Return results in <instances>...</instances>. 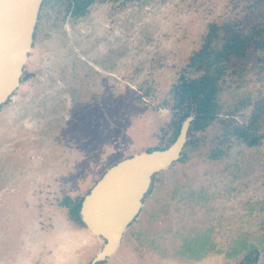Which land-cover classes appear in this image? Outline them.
<instances>
[{"label":"rangeland","instance_id":"374dc122","mask_svg":"<svg viewBox=\"0 0 264 264\" xmlns=\"http://www.w3.org/2000/svg\"><path fill=\"white\" fill-rule=\"evenodd\" d=\"M212 3L209 11L206 0H134L118 12L117 30H126L122 42L131 47L132 60H118L115 103L84 104L75 114L68 112L63 135L74 148L68 157L62 155L60 135L39 133L40 119L48 118L54 99L35 106L44 114L28 122L25 161L21 157L16 171L3 167L4 154L13 150L2 144L0 133V264H88L102 249L103 243L70 220L60 202L68 194L84 197L111 164L171 143V89L206 22L224 7V0ZM94 19L99 25L103 17ZM244 69L227 77L220 96L224 110L240 122L264 100V54ZM127 84L144 97L141 102L126 91ZM222 133L218 123L198 133L185 159L157 176L118 253L104 264H240L237 251L255 247L258 263L264 264V141L248 147ZM206 228L213 243L224 248L226 240L228 247L237 240L235 255L207 253L200 261L181 257L183 240ZM200 236L190 243L196 254L207 244V234ZM248 251L244 258L248 254L251 261L256 253Z\"/></svg>","mask_w":264,"mask_h":264},{"label":"flooded vegetation","instance_id":"af4514ba","mask_svg":"<svg viewBox=\"0 0 264 264\" xmlns=\"http://www.w3.org/2000/svg\"><path fill=\"white\" fill-rule=\"evenodd\" d=\"M133 1L134 0H42L33 32L31 51L28 61L24 66V73L20 80V86L0 107L1 141L2 144L6 146L11 145L13 150V153L4 154L2 162L5 169L12 168L13 171H16L17 168H19L21 157H24L25 161V150L23 149L27 140L24 136V133H26L25 129L29 128L28 122L33 116H41L44 114L43 112L37 113L35 111V106H43L47 101H51L52 99L55 100V103L46 110L48 118L44 120L40 119L44 124L41 126L39 133L42 136L60 135L61 146L65 147L64 149L67 150L66 152L63 149L62 155L63 157H68L70 155L69 151L74 149L70 147L63 135V129L67 123L65 120L69 117L68 112L75 114L84 104L93 107H101L103 104H112L116 102L115 83L118 60H132L131 47L122 42V38L123 36L124 38L127 36V32L123 29L118 32L117 27L119 26L120 28V24L122 23L120 13L123 11L125 12ZM203 1L204 0H202V3ZM206 1L207 9L210 11L213 7L212 0ZM99 4L109 5V9H94V6ZM208 14L209 12H207V15ZM96 16L103 17V19H99V25L94 23L96 21L94 17ZM119 17L120 20L118 19ZM125 20H127V18H125ZM122 32L124 35H122ZM210 33H212V35L216 34L214 37L215 40H221L222 45L233 36H238V41L235 42V45H231V41L229 42V47H232V50L226 52L224 57V59H226V67L222 71L223 75L221 79L218 81L219 94L217 102L220 110L216 118L212 121L213 123L205 130L196 132L194 136L196 137L198 133L206 131L215 123L220 125L223 132L224 128L222 129L220 124L222 120H226V122H231L232 124H243L249 119L248 116L244 121H237L235 114H230L224 110L220 96L227 77H230V79L234 78V76L240 74V71L245 70L244 66L249 60L260 59L264 54V0H224V7L222 10L206 22L195 47L187 56V65L183 72L179 74L177 82L171 89V99L173 103L169 108L172 111V128L174 129L171 143L165 147H154L140 151L139 153L125 158L127 159L143 152L169 148L178 138L183 123L188 118H193L188 131L187 143L180 159L167 169L153 176L150 189L143 200L140 211L130 221L125 232L122 234L118 251L123 244L126 232L139 218L145 207L146 199L152 194L157 176L184 160L186 152L191 146L188 147V143L192 139V136H190V129L196 118L194 113L189 114L182 120L178 134L176 135L175 133L177 122L180 121L179 119L185 114V111H180V109L176 107L177 91L183 79L188 81L197 79L201 76V71L195 69L192 65V60L198 59L204 49L203 45L205 43V38ZM128 85L129 84L126 85V91L127 89L130 90V92H132V98L141 102L144 97L140 93H136V91ZM248 105L249 104L245 106L248 107ZM260 122H262V132L264 133V123L262 120ZM223 136L225 135L223 134ZM228 138L234 139L238 144L248 147L259 146L264 141V138H262L261 143L250 146L236 140L234 137ZM195 139L196 142H198V138ZM216 149L220 151L221 148L218 145ZM71 152L73 151L71 150ZM54 156L51 155L49 157L50 162L54 161ZM217 156L219 155L216 154V157ZM123 160L111 164L103 172L96 184L103 178L109 169ZM88 194L84 197L68 194L61 200L60 206L66 210L70 220L89 231L88 226L82 220L80 214L83 201ZM69 198L82 200L79 220L77 221L69 215V209L66 206ZM206 229L205 231H196L194 234H191V237L183 240L178 248V253L181 257L200 261L203 255L207 253L210 255L213 253H224L226 257H233L235 255L231 253L233 245L237 240L229 247L227 246L228 240H226V248H224L222 242H218L217 244L213 243L215 240L212 239V232H210L209 228ZM204 233L207 234L205 250L196 254L195 249L190 246V243L192 242V238L197 235L202 236ZM118 251L114 255H116ZM244 251L246 252L248 250L244 249L242 251H237V253H241L242 260L240 264H259L258 258L260 252L257 247L248 251L256 253L255 258L251 261L249 260L248 254L244 258ZM106 261L107 260L100 262L99 264H104Z\"/></svg>","mask_w":264,"mask_h":264},{"label":"water","instance_id":"95a60500","mask_svg":"<svg viewBox=\"0 0 264 264\" xmlns=\"http://www.w3.org/2000/svg\"><path fill=\"white\" fill-rule=\"evenodd\" d=\"M41 2L0 0V107L20 86ZM192 120L188 118L183 123L169 148L143 152L119 162L85 197L81 218L103 243L89 264L108 260L118 251L122 234L140 211L153 176L180 159Z\"/></svg>","mask_w":264,"mask_h":264},{"label":"trees","instance_id":"16d2710c","mask_svg":"<svg viewBox=\"0 0 264 264\" xmlns=\"http://www.w3.org/2000/svg\"><path fill=\"white\" fill-rule=\"evenodd\" d=\"M212 32V31H211ZM215 35L208 34L205 38L202 53L197 60H192V65L197 71H201V76L197 79L184 80L178 86L177 91V108L185 111V114L177 122L176 135L178 134L182 120L191 113L195 114V120L190 129L192 139L188 147L196 145L194 134L198 131L205 130L216 118L218 111V81L221 79L222 71L226 67V52L231 51V45H235L238 36H233L224 45L221 40H215ZM264 120V100L255 103L248 121L243 124H232L222 120L223 134L225 137H234L240 142L253 146L261 143L264 138L262 132V122ZM227 137V138H228ZM82 200L68 199L66 206L69 209V215L75 220H79V211Z\"/></svg>","mask_w":264,"mask_h":264}]
</instances>
